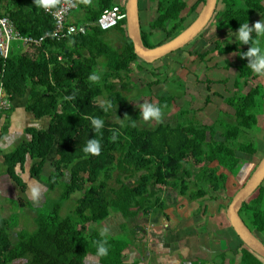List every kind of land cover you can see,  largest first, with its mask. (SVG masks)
<instances>
[{
	"label": "trees",
	"instance_id": "obj_1",
	"mask_svg": "<svg viewBox=\"0 0 264 264\" xmlns=\"http://www.w3.org/2000/svg\"><path fill=\"white\" fill-rule=\"evenodd\" d=\"M205 1L197 0L190 6L185 0H150L151 5L156 3L157 15L149 21V31L142 26L145 46L156 47L181 33ZM61 2L58 0L51 10H57ZM76 2L79 16L73 23L87 26L85 35L47 38L42 44L17 40L22 47L11 48L6 61L0 58V85L6 95L23 97L30 90L26 110L36 118L51 119L47 131H30L32 140L7 157L11 175L23 190L25 186L14 174V167L23 165L28 156L34 162L32 175L40 178L48 158L55 154L45 182L49 191L63 189L51 208L47 205L37 211L33 217L36 230L32 232L25 230L19 216L0 213V264H86L90 258L98 264H133L125 260L130 247L127 236L107 235L108 255L97 254L96 242L101 239V230L106 233L103 223L111 214L132 221L140 215L149 218L164 212L161 193L165 187L192 203L207 196L215 201L225 192L228 175L237 177L244 162L251 160L244 156L253 158L260 152L253 133L264 131V84L261 76L247 68L250 60L238 54L241 45L237 41H219L213 50L217 55L234 53L237 57L235 91L225 101L233 110V123L219 120L202 125L189 118L190 111L183 110L175 124L148 128L140 124V109L113 123V110L128 108L127 93H132L133 85L130 75L142 71L140 62H144L134 53L126 20L108 31L96 25L107 9L120 6L125 11L122 0ZM0 18H8L24 38L40 39L55 30L53 16L37 7L34 0H0ZM213 19L219 30L229 33L237 32L245 22L254 26L264 19V0H219ZM158 31L165 39L154 44L151 37ZM250 47L244 45L242 51ZM198 57L202 59L203 55ZM94 71L101 76L96 83L89 80ZM254 80L258 83L249 87ZM159 82L147 84L148 92ZM174 99L175 95L159 97L156 105L164 114ZM109 101L112 107L105 111ZM7 102L8 109L1 114L9 110ZM91 117L104 120L100 132L93 129ZM93 138L101 141L99 156L83 151ZM214 163L216 166L211 167ZM221 170L224 172L219 174ZM77 192L81 195L72 214L63 217V204ZM239 214L264 242V185L243 204ZM122 227L128 229L127 224ZM240 253V264H263L244 245Z\"/></svg>",
	"mask_w": 264,
	"mask_h": 264
},
{
	"label": "crops",
	"instance_id": "obj_2",
	"mask_svg": "<svg viewBox=\"0 0 264 264\" xmlns=\"http://www.w3.org/2000/svg\"><path fill=\"white\" fill-rule=\"evenodd\" d=\"M20 47L22 45L15 41L12 51ZM4 94L10 108L0 115V213L3 216L10 214L7 207L8 201L16 198L21 201V205L28 204L27 215L36 216L49 192L45 181L52 172L51 163L56 157L55 154L52 155V160L48 158L42 169V178L32 175L34 162L28 156L23 165L17 164L14 167V174L25 186L23 190L19 189L15 183V177L11 175L6 159L21 145L32 140L30 131H47L51 119L36 118L33 113L26 110L30 90L23 97L16 95L8 97L5 91ZM230 176L228 175V181ZM167 188H163L161 197L167 202L168 208L155 217L152 215L147 218V221H144L145 224L137 221L132 226L133 233L127 236L130 243L129 249L132 252L127 256V250L126 262L133 264H240L243 243L232 231L226 215V203L231 195L230 190L226 188L215 201L211 200V196H207L199 202L201 205L190 202L188 206L189 200L186 196ZM33 190L36 191V195H33ZM180 196L185 198L186 202L179 203ZM176 202V207L172 206ZM192 209H194L193 212ZM112 218L111 216L107 219L108 222L107 220L104 222L110 223V220H114ZM119 218H121L120 223L125 221L122 216ZM123 224H127V221L116 228L119 231L114 232L109 228L104 230L111 236H119ZM15 237L12 234V238ZM262 263L264 264V261Z\"/></svg>",
	"mask_w": 264,
	"mask_h": 264
},
{
	"label": "rangeland",
	"instance_id": "obj_3",
	"mask_svg": "<svg viewBox=\"0 0 264 264\" xmlns=\"http://www.w3.org/2000/svg\"><path fill=\"white\" fill-rule=\"evenodd\" d=\"M124 1L125 0H122L123 3ZM185 1L187 4L192 5L197 0ZM140 7L142 26L145 31H149V21L157 15L156 3L151 5L150 0H140ZM201 7L199 8L198 13L201 10ZM78 16V11H74L70 16V21L76 22V20H78ZM193 17L196 18L197 16ZM191 19H189V23H191ZM110 33L112 34L113 31H110ZM234 33L219 30L217 27V21L213 19L205 30L203 36H201L192 45L186 47L184 50L178 51L175 54L172 53V55H168V57L157 61L154 64L149 65L140 62L143 68L142 71L136 70L130 75L133 85L131 87L132 93H130V91L127 93L129 96L128 108H119L118 110H113L111 122L119 123L123 121L124 118L131 116L135 111L140 109L141 105L144 103H153L156 105L159 97L175 95L174 101L171 103L170 107L168 106V109L165 111L166 113L162 114V119L160 121L151 120L145 122L141 118L140 124L143 127L148 128L154 127L160 123H168L173 125L176 123L179 113L183 112V110L190 111L191 115H188L189 118L194 117L202 125H213L216 122H219V120L233 123V110L226 104L225 101L226 98L232 97L235 91L233 85L237 72L235 69L236 65L238 64L236 59L237 57L234 53L218 56L216 53H212L210 51L214 49L216 42L222 41L223 43H231V40L232 43L236 42L235 36H233ZM164 39L165 35L160 31L151 37V41L154 44H159ZM13 43H15V41ZM203 53L206 54L203 56L204 59L201 60L200 57H198V54L203 55ZM171 78H175V80L172 82ZM155 80L161 82H159L157 85H153L150 89V92H148V87H146L147 84L153 83ZM260 81L264 84V77H262ZM256 83H258V80L251 81L249 87L255 86ZM142 88L144 89L141 90ZM244 91L247 92L248 89H245ZM207 98H209L208 103H206ZM99 102L104 103L105 101L99 99ZM220 132L222 133L223 131L220 129ZM253 135L259 142L260 152H258L253 158L250 156H244L246 159L251 160H246V162H244L237 177H233L232 175L230 176V181L227 182L226 187L233 194H236L235 191H238L239 187L250 177L254 171V168L264 156V131L261 130L259 132H254ZM52 157L53 156L50 155V160H52ZM111 185L115 186L116 183L112 182ZM192 188L193 190H196L195 187ZM62 192V187L57 188L53 192L49 191L45 196L46 204L44 203L45 205L43 204V207L40 208L39 211L44 210L47 205L49 208H51L53 204L59 201ZM80 195L81 193L79 192L74 193L70 200L63 204V217H67L72 214L76 205V201ZM164 202V209H166L168 208L167 202ZM178 202L184 203L186 200L180 196ZM176 204L177 202L175 204L173 203L172 206L176 207ZM197 204L201 205L199 201ZM188 206H190V200ZM7 207L9 208L10 214L19 216V221L24 220L25 225H23V227L25 230L30 232L36 230V225L33 223L34 216L30 214H28V216L26 213V210H29L27 203L25 205H21V201L14 198L8 201ZM168 211L171 212V210ZM191 211L193 212L194 209ZM156 215H158V213ZM111 216L114 220H110V223H107L108 220L107 222H104V229L109 228L114 232L119 231L116 230V228H119V225L126 223V221L120 223L121 218H119L120 216L118 214H111L110 217ZM160 216H162V214H160ZM145 220L147 221V218L142 215L138 216L132 221L128 220V229L126 230V228L122 227V232L119 234V236H128L129 233L132 234V226L134 223L138 221L141 224H145ZM111 221L113 223H111ZM20 227L21 226L18 228ZM100 228L102 229L101 226ZM90 229L92 228L90 227ZM107 235L109 236L110 234L107 233L106 236ZM131 252L132 251L128 249L127 256ZM125 259H127L126 255ZM86 264H98V262L95 258H92L87 259Z\"/></svg>",
	"mask_w": 264,
	"mask_h": 264
},
{
	"label": "water",
	"instance_id": "obj_4",
	"mask_svg": "<svg viewBox=\"0 0 264 264\" xmlns=\"http://www.w3.org/2000/svg\"><path fill=\"white\" fill-rule=\"evenodd\" d=\"M219 0H206L195 20L181 33L166 42L148 48L142 38V23L140 16V0H125L126 32L132 42L135 55L145 64H154L166 56L176 53L194 41L212 21ZM264 182V157L255 168L246 184L234 195L227 210V220L230 227L244 247L264 261V242L255 235L240 217L243 204L259 189Z\"/></svg>",
	"mask_w": 264,
	"mask_h": 264
},
{
	"label": "clouds",
	"instance_id": "obj_5",
	"mask_svg": "<svg viewBox=\"0 0 264 264\" xmlns=\"http://www.w3.org/2000/svg\"><path fill=\"white\" fill-rule=\"evenodd\" d=\"M58 0H34V4L45 10L54 8ZM237 44L241 45L238 48V54L245 59H249V68L254 74L264 77V19L256 22L254 26H250L249 22L242 23L236 33H234ZM233 38V37H232ZM232 43V40H231ZM244 45H251L247 52L242 51ZM101 76L94 71L89 80L93 83L99 82ZM112 107V103L109 101L106 103L104 110L108 111ZM162 107L153 103H144L140 107L139 116L147 122L151 120L160 121L162 119ZM91 125L96 132H100L104 127V120L99 117H91ZM85 153L99 156L102 151L101 141L97 138L89 139L87 145L84 147ZM33 195H36V191L33 190ZM105 232H101V239L96 242L97 254L99 256H107L109 253L108 240Z\"/></svg>",
	"mask_w": 264,
	"mask_h": 264
},
{
	"label": "built area",
	"instance_id": "obj_6",
	"mask_svg": "<svg viewBox=\"0 0 264 264\" xmlns=\"http://www.w3.org/2000/svg\"><path fill=\"white\" fill-rule=\"evenodd\" d=\"M78 8L76 0H62L57 10L48 9L47 12L53 16L55 30L51 34H46L40 39L24 38L15 30L13 23L8 18H0V58L7 60L11 52L12 43L21 40L25 44H42L47 38L57 40L66 39L75 35H85L87 26H77L69 24L71 14ZM126 20V12L120 7L115 6L105 10L100 16L96 25L103 31H108L118 26ZM71 22V21H70ZM8 100L5 98L4 89L0 85V114L8 109Z\"/></svg>",
	"mask_w": 264,
	"mask_h": 264
},
{
	"label": "flooded vegetation",
	"instance_id": "obj_7",
	"mask_svg": "<svg viewBox=\"0 0 264 264\" xmlns=\"http://www.w3.org/2000/svg\"><path fill=\"white\" fill-rule=\"evenodd\" d=\"M193 4H194V3H193ZM193 4H192V5H193ZM190 6H191V5H190ZM202 6H203V5H202ZM201 8H202V7H201ZM196 14H198V11L196 12ZM214 16H215V15H214ZM195 17H196V15H195ZM191 18H192V17H190L189 19H191ZM213 18H214V17H213ZM194 20H195V18L193 17V18L191 19V23H192ZM212 20H213V19H212ZM150 21H151V20H150ZM188 21H189V20H188ZM211 22H212V21H211ZM211 22H210V23H211ZM191 23H189V25H190ZM189 25H188V26H189ZM188 26H187V27H188ZM208 26H209V25H208ZM206 29H207V28H206ZM206 29H205V30H206ZM205 30H204L199 36H197V38H196L194 41H192L191 43H189L187 46H185L183 49H181V50H179V51H182V50H184L186 47H188L189 45H192L193 43H195V42H196L201 36H203ZM216 43H217V42H216ZM216 43H215V44H216ZM214 49H215V46H214ZM214 49H213V50H214ZM213 50L210 51V52H212V53H216V52H214ZM177 52H178V51H177ZM206 53H207V52H206ZM206 53H203V56H204V54H206ZM174 54H175V53H174ZM170 55H172V54H170ZM198 55H199V54H198ZM218 56H219V55H218ZM166 57H168V56H166ZM166 57H165V58H166ZM202 59H204V57H203ZM202 59H201V60H202ZM144 64H145V63H144ZM146 87H147V86H146ZM143 89H144V88H142L141 90H143ZM263 157H264V156H263ZM263 157H262V158H263ZM262 158H261V159H262ZM261 159H260V161H261ZM260 161H259V163H260ZM259 163H258V164H259ZM258 164L256 165V167L258 166ZM213 166H216V163H214L211 167H213ZM256 167H255V168H256ZM255 168H254V170H255ZM222 172H224V171L221 170V171L219 172V174L222 173ZM252 173H253V172H252ZM250 176H251V175H250ZM249 178H250V177H249ZM249 178H248V179H249ZM248 179H247V180H246V181H245V182L239 187V190H240V189L246 184V182L248 181ZM262 185H264V182L262 183ZM262 185H261V186H262ZM239 190H238V191H239ZM238 191L236 190L235 192L237 193ZM230 193H231V192H230ZM234 195H235V194L231 193V195H230V197H229V201H228V203H226V205H227V206H226V207H227V210H228V208H229V206H230V204H231V202H232V200H233ZM253 195H254V194H253ZM253 195H252V196H253ZM227 198H228V197H227ZM226 212H227V211H226ZM254 234H255V233H254ZM255 235H256V234H255ZM258 237H259V235H258ZM259 238H260V237H259ZM261 240L263 241V238H261Z\"/></svg>",
	"mask_w": 264,
	"mask_h": 264
}]
</instances>
